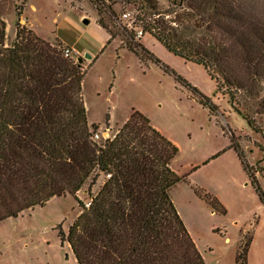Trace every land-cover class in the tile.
<instances>
[{
	"label": "trees",
	"instance_id": "obj_1",
	"mask_svg": "<svg viewBox=\"0 0 264 264\" xmlns=\"http://www.w3.org/2000/svg\"><path fill=\"white\" fill-rule=\"evenodd\" d=\"M27 1L16 8L19 15ZM123 1L138 13L131 30L116 32L104 19V0L97 2L107 45L120 36L142 60L162 65L135 31L153 36L203 66L232 109L262 132L255 115L264 114V0H170L166 9L159 0ZM20 22L7 46L0 15V222L111 174L67 236L61 233L79 264H206L170 194L184 180L171 167L178 148L135 109L112 139L95 140L99 127L88 122L81 66ZM194 190L214 212L226 214L213 194ZM245 239L236 264H248L252 236Z\"/></svg>",
	"mask_w": 264,
	"mask_h": 264
},
{
	"label": "rangeland",
	"instance_id": "obj_2",
	"mask_svg": "<svg viewBox=\"0 0 264 264\" xmlns=\"http://www.w3.org/2000/svg\"><path fill=\"white\" fill-rule=\"evenodd\" d=\"M98 1L28 0L19 15L16 8L24 0H0V15L7 25L5 43L13 44L20 19L21 27L59 51L66 46L78 49L83 62L71 61L84 71L82 95L90 125H97L99 133L110 130L113 138L135 109L178 148L171 167L184 180L170 194L206 264H236L237 250L250 235L248 264H264V114L255 115L262 128L257 133L232 109L229 97L217 91L216 81L203 66L186 62L149 34L139 38L135 31V39L168 70L142 60L120 36L107 45L110 35L98 23ZM105 4L103 15L111 30L132 29L138 13L133 3ZM159 4L166 9L171 2ZM198 92L217 111L205 105ZM229 128L242 154L232 147ZM106 178L101 173L96 184L89 180L76 195L53 197L0 222V264H79L61 233L67 236ZM195 186L213 194L226 214L214 212Z\"/></svg>",
	"mask_w": 264,
	"mask_h": 264
},
{
	"label": "built area",
	"instance_id": "obj_3",
	"mask_svg": "<svg viewBox=\"0 0 264 264\" xmlns=\"http://www.w3.org/2000/svg\"><path fill=\"white\" fill-rule=\"evenodd\" d=\"M105 2L106 1H109V0H104ZM124 17H130V14H124ZM137 37H142L143 36V32L142 30H137ZM63 54L66 58H69L71 60H78V58L80 57L81 55V52L74 48V47H70V46H66L63 48ZM93 138L95 140H99V139H103V140H108V139H112L111 135H110V130H106V131H103L101 133H99L98 131L94 133L93 135ZM107 177H111V174H108ZM92 203V199L87 202L86 206L89 207Z\"/></svg>",
	"mask_w": 264,
	"mask_h": 264
},
{
	"label": "water",
	"instance_id": "obj_4",
	"mask_svg": "<svg viewBox=\"0 0 264 264\" xmlns=\"http://www.w3.org/2000/svg\"><path fill=\"white\" fill-rule=\"evenodd\" d=\"M84 21H85L86 23H88V20H87V19H85ZM85 57L88 58V59H91V58H92V56H91L90 54H88V53L85 54ZM78 61H79L80 63L83 62V58L78 59Z\"/></svg>",
	"mask_w": 264,
	"mask_h": 264
},
{
	"label": "crops",
	"instance_id": "obj_5",
	"mask_svg": "<svg viewBox=\"0 0 264 264\" xmlns=\"http://www.w3.org/2000/svg\"><path fill=\"white\" fill-rule=\"evenodd\" d=\"M22 22H26L25 20H22Z\"/></svg>",
	"mask_w": 264,
	"mask_h": 264
}]
</instances>
